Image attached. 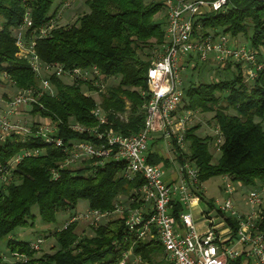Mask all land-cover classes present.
Instances as JSON below:
<instances>
[{
    "label": "trees",
    "instance_id": "16d2710c",
    "mask_svg": "<svg viewBox=\"0 0 264 264\" xmlns=\"http://www.w3.org/2000/svg\"><path fill=\"white\" fill-rule=\"evenodd\" d=\"M53 3L54 0H0V74L6 73L18 89L37 86L38 80L28 62L17 57L14 30L19 33L27 11L31 12L33 26L26 31V37L33 29L58 21L59 11L52 12ZM86 5L89 12L75 24L56 27L48 38L36 40L35 51L47 64L60 63L67 68L96 65L105 78L119 79L115 84L109 82L106 92L100 96L108 119V125L103 128L124 136L138 134L146 121L145 105L149 96L142 92L148 91L151 52H160L165 42L164 3L161 0H87ZM163 12L164 16L157 18ZM250 30H253L251 45L258 51L264 46L263 0H228L222 11L202 14L195 22L196 35L221 31L233 36H249ZM231 75V79L215 83L190 84L184 91L185 111L215 112L223 138L219 161H213L211 138L198 136L200 126L188 128L185 133L189 153L176 142L174 148L180 164L189 161L198 169L201 184L224 176L246 188H257L264 184V71L255 81L246 82L243 67L236 64ZM51 81L56 87V96L40 97L34 114L51 118L58 126L57 136L63 138L66 146H70L71 141L93 140L88 133L71 130L69 124L97 126L92 113L97 106L95 98L84 93L83 83L57 77H52ZM90 89L95 88L90 86ZM218 94H224L226 105L221 104ZM33 147L45 149V154L24 158L13 171L12 181L0 183V243L10 237L8 252L23 257L18 264L117 262L135 239L128 233L127 212L122 218L92 226V237H81L76 232L78 223H69L52 233L57 247L40 258L36 257L38 252L31 248V243L11 235L17 228L35 224L34 206H38L41 221L46 225L56 224L62 212H74L81 200L87 201L89 209L113 212L119 197L136 198L135 192L145 184L144 178H125L124 162L110 160L103 166H95L90 160L82 168L60 169L59 178L54 179L52 170L59 169L67 154L62 148L47 145L40 139L25 144L11 141L1 144L0 163L6 164L23 148ZM148 162L168 163L153 152L148 154ZM221 189L224 192V187ZM196 195L210 208L214 207L215 200L207 199L202 188ZM141 206L138 201L130 205L132 209ZM183 210L182 205L175 204L176 224ZM228 221L236 232L238 221ZM257 227L264 232V212ZM134 252L145 263L157 264L156 259L162 257L164 249L157 240L138 241Z\"/></svg>",
    "mask_w": 264,
    "mask_h": 264
},
{
    "label": "built area",
    "instance_id": "2783aa9c",
    "mask_svg": "<svg viewBox=\"0 0 264 264\" xmlns=\"http://www.w3.org/2000/svg\"><path fill=\"white\" fill-rule=\"evenodd\" d=\"M227 2L228 0H163L167 20L165 42L161 51L151 60L147 74L148 91L142 92V95L149 96L145 105V126L138 134L131 136L103 128L108 125V119L101 107L100 96L106 92L111 78H105L96 65L67 68L60 63L43 62L35 51L36 40L48 38L56 28L55 21L51 25L33 29L32 34L26 37L25 33L32 28L33 22L30 11L25 15L17 36V57L28 62L37 77L38 85L18 89L6 73L0 74V81H7L16 89V93L7 100L0 99V145L7 141L25 144L40 139L47 145L62 148L67 158L59 169L52 170L54 179L59 178L60 169L75 167L90 160L95 166H103L110 160L124 162L125 178H144L145 184L136 190V198L133 199L142 203L141 207L124 209L117 206L113 212L88 208L70 222L81 218L91 226L98 227L116 214L120 215L118 218H122L127 212L128 233L135 239L132 246L122 252L121 258L112 264H149L134 252V245L138 241L151 240L160 242L164 249L161 264H264V232L257 227L264 212V185L248 190L244 204L249 211L242 213L235 201L239 187L228 177H224L226 198L223 201L215 200L213 208L201 212L206 231L199 232L192 213L183 212L180 220L186 232L181 234L176 228V218L173 215L174 196L179 195V200L189 205H193L194 199L199 200L196 192L203 189L199 171L191 162L185 161L180 164L181 181L168 184L163 168L148 162L149 142L155 137H162L171 146L176 142L183 147L185 143L188 129L186 125L191 112L185 111L182 114L179 108L185 96L183 71L193 64L192 61H213L219 68L241 64L246 82L255 81L264 71V57L261 59L254 48L229 41L223 32H210L205 36L195 34L196 19L205 13L222 11ZM70 3L71 0L64 2L63 8L70 6ZM22 30L25 31L24 38ZM184 58L189 61L185 67L180 64ZM195 68L196 65L193 66ZM52 77L83 83L86 88L84 93L97 101L92 112L98 121L97 126L89 127L77 122L69 124L71 130L88 133L94 137L93 140L71 141L70 146H66L63 138L57 136L58 126L51 118L42 115L32 117V109L36 104L40 105V97L56 96ZM90 86L95 89L91 90ZM27 108L30 121L18 118L19 110ZM42 154H45V149L23 148L8 163H0V183L12 181L13 171L24 158ZM229 219L238 221L236 232L229 224ZM43 243L42 238H37L31 242V248L39 252ZM235 244L240 245V248ZM119 246L121 247L120 243Z\"/></svg>",
    "mask_w": 264,
    "mask_h": 264
},
{
    "label": "rangeland",
    "instance_id": "374dc122",
    "mask_svg": "<svg viewBox=\"0 0 264 264\" xmlns=\"http://www.w3.org/2000/svg\"><path fill=\"white\" fill-rule=\"evenodd\" d=\"M67 0H54L53 6H52V12L59 11L58 12V21L55 20V26L61 27V26H70L77 22V20L83 16L85 13L89 12V8L86 5L87 0H71L70 6L63 8L64 2ZM163 2V0H161ZM61 4V5H60ZM60 5V6H59ZM61 15V16H60ZM164 16V12L161 13L157 18H162ZM21 35L24 38V30H22ZM221 32V31H220ZM20 33V32H19ZM17 31L14 34L17 36L19 35ZM226 37H228L229 41H237L238 44L241 46H245L247 48H253L251 45L250 37L253 35V30H250L249 36H246L244 34H239L238 36H233L231 33L225 34ZM255 49V48H254ZM256 50V49H255ZM149 52V51H147ZM151 52V51H150ZM259 54L261 55L262 52L264 53V46L258 50ZM153 58L158 54L151 52ZM261 59H263V56H260ZM211 62V63H210ZM207 63H202L200 61H196L195 63L191 64L189 67L186 68V70L183 71V78H184V86L185 88L188 87L190 84H196V83H215L218 82L220 79H231L232 78V71L235 69L236 64H232L229 69L223 71V74L220 76V74L216 73V69H219L218 66L213 61H210ZM196 65V68L193 69V66ZM213 68V71H212ZM230 74V75H229ZM119 79L113 78L110 80V83H117ZM16 93V89L12 87L9 82L7 81H0V99L7 100L10 95H14ZM221 97V104L226 105L225 100L223 99L224 94H218ZM226 95V94H225ZM186 102L183 99V102L181 103V106L179 108V112L184 114L185 110L183 109ZM34 109V107H33ZM32 109V117H36ZM191 112V115L189 117L187 127L191 128L193 126H200V129L198 130L197 134L200 137L203 138H211L210 140V150L214 157V163H217L219 159L221 158V152L219 149L220 144L223 142V138L219 132V129L217 127L216 121H215V112H202V111H195ZM231 113H234L233 111H230ZM21 113V114H20ZM35 115V116H34ZM18 118L22 120H29L31 119L29 114V109H21L19 110V116ZM166 140H164L162 137H160V142L158 143V146H155V149H158L161 153L165 154L167 151V148L165 146ZM150 144V143H149ZM151 146V145H150ZM183 147L186 150H189V144L184 143ZM84 166V163L79 164L76 169L82 168ZM170 169L165 170V176H167L168 173H170ZM226 185V180L224 176L214 177L203 185V193L207 196V198L213 199V200H221L223 201L226 197L224 195V192H222L221 188ZM264 184H261L260 186H263ZM235 186L240 187L241 185L239 183H236ZM248 190H251L253 188H246ZM248 190H245V192H248ZM241 192V190H240ZM236 196V195H235ZM245 197V195H244ZM243 196L240 200L237 201L235 198V201L237 203V206H239V210L242 213H246L249 211L244 204ZM133 200L130 198H126L125 196H121L117 199L116 205L119 207H123L124 209L130 208V205ZM88 209V203L85 200L79 201L78 207L74 212H62L58 214L57 216V223L52 225H46L41 221L40 215H39V209L38 206H34L32 208L33 214L36 216L35 218V224L33 226L29 225L27 227L17 228L11 236H13L14 239H17L19 241H24L31 243L37 238H42L44 240L43 247L41 251L36 253V257L40 258L44 254L53 252V248L57 247L56 240L54 239L52 233L56 230L62 229L65 227V225H68L73 217L80 216L81 213H84ZM196 213V212H195ZM199 213V212H198ZM118 214L111 217L110 220H115L118 218ZM121 218V217H119ZM33 220H30L32 222ZM109 220H105L104 223L108 222ZM78 227L76 232L81 236H94V232L92 229V226L89 222H87L84 219L79 218L77 221ZM10 237L5 238L0 243V264H18V261H22L23 257L12 255L10 252H8L7 243L9 241ZM161 256H159L156 261L157 264H161L160 262Z\"/></svg>",
    "mask_w": 264,
    "mask_h": 264
},
{
    "label": "crops",
    "instance_id": "0c3cea01",
    "mask_svg": "<svg viewBox=\"0 0 264 264\" xmlns=\"http://www.w3.org/2000/svg\"><path fill=\"white\" fill-rule=\"evenodd\" d=\"M261 55L264 57V53L263 52H262ZM188 63H189V61L186 58H184V59H182L180 61V64L182 66H184V67L186 65H188ZM191 63H194V62L192 61ZM230 66H232V65H230ZM230 66H228L226 68H219L218 67L219 69H216V73L220 74V76H221L223 74V71H225L227 69H229V71H232V70H230ZM212 71H213V68H212ZM159 142H160V137H155L153 140H151L149 142L150 144H149V153L148 154L153 152V153H158L159 155L164 157L165 160L168 161V163H162L160 166L163 168L164 172L167 169L171 170L170 173L167 174V176H165L166 174L164 175L166 182L168 184L179 183L181 181L180 161L177 159L176 150H175L174 146H171V145H168L167 143H165L167 151H166L165 154H163L158 149L154 148L155 146H158ZM182 148H183V151L185 153H189V150H186L184 147H182ZM203 185H204V183L202 184V187H203ZM240 190H241V192H240ZM245 190H248V189H246V187L242 186V188L237 191V194L235 196L237 201L240 200L242 198V196L244 198V195H246V193H247V192H245ZM179 197H180L179 195H175L174 196L173 210L175 208V204L182 205L184 207V210L181 211V213H183V212H191L192 215H193V218H194V221H195V224H196V227H197L198 231L201 232V233L205 232L206 231V224L204 223V221L201 218V212L206 210L207 208H210V206H208L201 199H199V200L194 199L193 205L192 204L191 205L184 204V203H182L179 200ZM205 197L207 198L206 195H205ZM176 228L179 230V232L181 234H184L186 232V228L184 227V225L181 222V220H180V222L178 224H176ZM234 246H236L237 248H240V245H236L235 244Z\"/></svg>",
    "mask_w": 264,
    "mask_h": 264
},
{
    "label": "water",
    "instance_id": "95a60500",
    "mask_svg": "<svg viewBox=\"0 0 264 264\" xmlns=\"http://www.w3.org/2000/svg\"><path fill=\"white\" fill-rule=\"evenodd\" d=\"M264 1V0H263Z\"/></svg>",
    "mask_w": 264,
    "mask_h": 264
}]
</instances>
